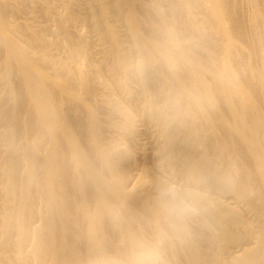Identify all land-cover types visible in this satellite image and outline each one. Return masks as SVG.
I'll return each mask as SVG.
<instances>
[{
    "label": "bare ground",
    "instance_id": "1",
    "mask_svg": "<svg viewBox=\"0 0 264 264\" xmlns=\"http://www.w3.org/2000/svg\"><path fill=\"white\" fill-rule=\"evenodd\" d=\"M96 1L100 4L102 17L108 18L111 9L102 4L101 0ZM121 1L128 9L126 23L137 54L136 67L147 94L153 90L154 81L148 78L145 72L146 45L150 46L149 54L159 58L173 74L178 69L176 58L183 62L177 96L183 104L184 115L180 117L176 111L163 113L154 100L151 116L163 140L157 150L162 165L175 170L177 164L172 161V157L181 152L183 166L187 168L184 174L186 180L202 189V192L193 191L195 189L171 188L156 179L154 172L147 168L141 172L139 187L146 182H152L160 189L161 196L167 203L154 202L139 189L129 192L127 185L135 152L133 145L128 144L123 150H104L91 125L88 142L98 153L99 162L105 169L106 176L103 177L89 157V150L82 141L83 137L81 138V125L72 118L70 103L68 105L58 100L50 89V86L55 87L63 93L75 96L76 88L85 85L84 69L76 68L73 63L79 56L84 57L86 61L89 59L86 46L82 44L78 49L73 48L69 55L70 65L60 67L57 78H51L45 74L40 63L42 61L55 64L48 54L53 48V43L44 42V30L27 27L26 31L33 39L29 47L22 45L10 33L4 19L3 7L0 5V38L7 53V68L11 63L16 64L26 87L27 98L36 111L38 123L50 140L41 180L37 184L38 164L32 161L26 174L24 197L18 204L19 207L14 177L20 156L17 157L11 151L8 153L7 178L2 197L8 206L17 208V216L9 218L3 235L11 241L15 255L11 261L7 259L0 264H29L30 261L34 264H126L110 256L104 236L106 231L103 220L109 218L120 237L121 254L136 259L141 253L152 250L143 242V227H135V212H141L143 209L149 212L156 235L162 231L165 221L171 223L172 235L185 264H219L220 257L232 248L240 250L239 255L233 257L235 264H264V208L261 207L264 205V63L259 59L260 51L264 50V5L261 0H243L253 8V14L246 19L233 0H205L206 5H202L200 0H166L173 15L169 20L158 1L152 0L151 7L157 17L154 29L167 38L175 52L174 56L159 50L155 42H149L145 38L139 31V20L132 1ZM195 15L205 18L208 29L202 30L193 21ZM257 27L261 28L259 33ZM107 35L114 37L111 28L107 29ZM184 39L193 40L197 51L205 55L193 57ZM239 48L246 49L249 55L241 65L236 60ZM220 56H223L224 62L219 65L216 61ZM116 60L123 73L128 75L131 67L120 51L117 52ZM240 66L250 74L256 75L258 87H254L240 72ZM208 75L216 89L208 82ZM79 101L82 103V100ZM222 101L227 105L226 113H222L220 109ZM206 103L211 104L206 107ZM20 108V105H17L15 111ZM114 108L125 122L119 129L125 137L132 138L135 132L134 117L118 101L114 102ZM90 116L94 117L91 113ZM214 116L219 118V129L244 147L247 160L254 167L256 182L259 184L257 189H249L233 181L231 177L221 174L218 165H211L203 155L195 154L196 144L204 148L214 146L210 140H200L202 122L212 129L216 128L213 123ZM175 120L178 121L181 131L189 136V140L182 146H178L168 135L167 126ZM8 134L11 138L14 136L13 127L8 129ZM59 140H63L67 145L69 159H65L57 149ZM40 144L41 140L36 144V148L40 147ZM194 163H198V166L190 168ZM70 173L74 177L71 186L68 184ZM87 184L92 186V190ZM56 188L59 190L56 191ZM106 192L112 193L118 202V211L112 210L110 204L104 200L103 195ZM70 193L74 194L76 199L73 212L68 201ZM222 199L244 204L253 216V222L245 220L240 211L226 205ZM36 202L44 203V211L41 214L34 208ZM37 215L40 217L41 226L34 230L30 222ZM188 218L196 219L209 231V236L199 238L192 235L188 229ZM230 218L240 221L241 234L233 233L227 227ZM120 219L121 224H116L115 221ZM81 222H84V228L81 227ZM253 227L257 228L256 232H253ZM82 252L84 257L80 254Z\"/></svg>",
    "mask_w": 264,
    "mask_h": 264
},
{
    "label": "rangeland",
    "instance_id": "2",
    "mask_svg": "<svg viewBox=\"0 0 264 264\" xmlns=\"http://www.w3.org/2000/svg\"><path fill=\"white\" fill-rule=\"evenodd\" d=\"M131 1L137 19L140 21H138L139 31L149 42H155L159 50L174 55L175 52L167 38L159 30L154 29L157 24V17L151 7L152 0ZM157 1L170 20L173 15L166 0ZM101 2L111 9L108 18L102 17L100 4L96 0H0V5L3 7L4 19L8 24L10 33L22 45L29 47V43L33 39L26 31L27 27L38 31L44 30L42 33L44 42L48 44L53 43V48L49 50L48 54L55 64L42 61L40 63L45 74L51 78H57L60 67L70 65L69 55L73 48L78 49L82 44L86 46L89 59L86 61L84 57L79 56L76 57V61L73 63L76 68L84 69L85 85L81 88H76V92H74L75 96L68 95L66 92L63 93L55 87L50 86V89L58 100L66 102L68 105L70 103L69 107L73 111L72 118L81 125V138L83 137L82 141L89 150V157L103 177L106 176L105 169L99 162L98 153L88 142L91 125L94 127L98 141L102 144L101 146L104 150H123L126 148V145H133L135 152L132 156L131 176L127 185L129 192H136L139 189L145 192L154 202L167 203L162 198L160 189L156 185H153L152 182H146L139 187L141 172L147 168L154 172L156 179L171 188L177 190L195 189L193 191L201 193L202 189L196 187L185 178L184 174L187 168L183 166L181 152L176 151L177 153L172 157V161L177 164L175 170L167 165H162L157 150L162 145L163 140L151 116V107L154 100L161 112L176 111L180 117L184 115L183 104L178 100L177 96L178 79L182 75L183 62L176 58L178 69L173 74L163 65L159 58L152 57L149 54L150 46L149 44L148 46L146 45L144 47L145 72L147 77L154 81L153 90L150 94H147L143 89L140 74L136 67L137 54L135 53L130 29L126 23L128 9L121 0H101ZM200 2L202 5H206L205 0H200ZM233 3L238 7L239 11H242L241 15L244 18L249 19L253 14V8L246 5L243 0H233ZM261 4L264 5V0H261ZM193 21L202 30L209 27L207 21L201 15H195ZM108 28L113 30V38L107 35ZM260 30L261 28L257 27L258 33ZM184 43L193 57L205 55L197 51L193 40L184 39ZM118 51L129 62L131 71L128 75L123 73L122 68L117 63L116 57ZM0 53V102L2 103L4 100L2 105L0 103V262H5L7 259L11 261L14 258L15 249L11 241L4 237L3 230L8 226L9 218L17 216V208L15 206H8L2 197L3 186L7 178L8 153L11 151L17 157L20 156L14 177L15 191L18 199L17 207H19L18 204L22 202L24 197L26 174L32 161H35L36 165L38 164L37 184L41 180V171L50 146V140L38 123L36 111L27 98L26 87L16 64L11 63L8 67L9 70L7 68V53L1 38ZM248 56L246 49L239 48L236 60L241 65V63L248 59ZM259 59L264 63V50L260 51ZM216 62L219 65L222 64L224 62L223 56L218 57ZM240 72L248 78L254 87L259 86L256 75L250 74L241 66ZM206 78L216 89L217 87L212 83L210 76L208 75ZM79 100H82V103ZM115 101L121 103L134 117L135 132L132 138L125 137L119 129L125 122L122 115L114 108ZM210 104L206 103V107H209ZM17 105L21 107L19 111H15ZM220 109L222 113H226L227 111V105L223 101L220 102ZM90 113L94 117H91ZM213 123L216 126L215 129H212L205 122L201 123L200 140H210L214 143V146L204 148L196 144L194 147L195 154L197 156L203 155L211 165H218L221 174L231 177L233 181L249 189H257L259 184L256 182L254 167L247 160L244 147L235 138L219 129V118L214 116ZM11 127L15 130L12 138L8 134V129ZM167 131L168 135L176 141L178 146H182L189 140V136L186 132L181 131L179 123L176 120L167 126ZM40 140V147L36 148V144ZM57 149L65 159H69V149L63 140H59ZM196 166H198V163H194L190 168H195ZM73 182L74 177L70 173L68 184L71 186ZM177 183L179 184L177 185ZM87 187L92 190L90 184H87ZM56 189V191L59 190V188ZM68 197L69 205L73 212L76 207V199L74 194L71 193ZM103 198L110 204L112 210L118 211L119 205L112 193H104ZM221 201L240 211L245 220L253 222V216L241 202L230 199H222ZM44 207L43 202H36L34 205L38 214L44 211ZM261 207L264 208V205L262 204ZM201 217L204 219L202 215ZM121 222L122 219L115 221L118 225ZM135 224L136 228L143 227L144 229L143 242L145 245L159 252L160 264H185L172 235L171 223L169 221H165L162 231L156 235L155 225L150 219V214L147 210L143 209L141 212H135ZM187 224L189 232L192 235L199 238H207L209 236V231L198 223L196 219L188 218ZM30 225L34 230H37L41 226L39 215L31 220ZM84 225V222H81V227L84 228ZM103 225L106 231L104 236L107 240L110 256L116 257L120 262L134 264L136 259H130L127 255L121 254L122 243L110 219L106 217L103 220ZM227 227L233 233L241 234V223L239 220L230 218L227 222ZM252 230L256 232L257 228L253 227ZM13 236L15 237V234ZM239 251V249H229L220 257L219 264H235L233 257L239 255ZM80 254L84 257L83 252ZM178 254L181 257H178ZM13 264L17 263L13 262ZM29 264H34V262L30 261Z\"/></svg>",
    "mask_w": 264,
    "mask_h": 264
},
{
    "label": "clouds",
    "instance_id": "3",
    "mask_svg": "<svg viewBox=\"0 0 264 264\" xmlns=\"http://www.w3.org/2000/svg\"><path fill=\"white\" fill-rule=\"evenodd\" d=\"M134 264H160L159 252L155 249L145 251L136 258Z\"/></svg>",
    "mask_w": 264,
    "mask_h": 264
}]
</instances>
